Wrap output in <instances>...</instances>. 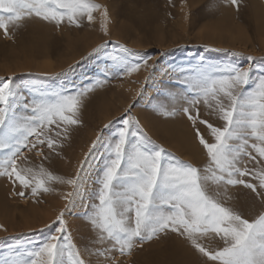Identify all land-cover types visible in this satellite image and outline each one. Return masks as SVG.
<instances>
[{
  "label": "snow or ice",
  "instance_id": "6c2138e0",
  "mask_svg": "<svg viewBox=\"0 0 264 264\" xmlns=\"http://www.w3.org/2000/svg\"><path fill=\"white\" fill-rule=\"evenodd\" d=\"M221 3L239 10V0H211L208 8ZM95 13L108 36L109 9L96 0H0V30L11 39L10 28L19 30L33 18L57 28H79L85 20L94 23ZM107 43L90 55L102 54ZM117 47L118 54L108 57L104 79L78 89L45 90L0 77V177L23 189L16 193L20 197L24 190L37 197L54 191V184L69 186L71 191L63 197L68 201L65 210L79 202L90 233L77 246L61 211L53 221L55 231L39 243L26 242L24 233L0 238L14 241L0 252V264H124L119 257L131 256L145 243L169 234L187 241L206 258L205 264H264V209L249 220L228 206L231 190L239 186L264 206V74L254 76L252 68L238 64L203 61L187 67L160 66L124 45ZM142 67L148 71L145 85L158 72L175 85L153 111L162 117L183 114L206 154V164L198 167L155 144L126 110L114 136L97 135L74 176L54 174L42 165L26 166L30 161L25 150L44 159L59 156L72 126L81 123L85 98L107 83L108 73L124 75ZM213 117L222 123L211 122ZM45 148L49 156H44ZM97 152L102 167L89 192L87 170ZM0 230L7 231L3 225ZM213 240L220 246L204 243Z\"/></svg>",
  "mask_w": 264,
  "mask_h": 264
},
{
  "label": "rangeland",
  "instance_id": "374dc122",
  "mask_svg": "<svg viewBox=\"0 0 264 264\" xmlns=\"http://www.w3.org/2000/svg\"><path fill=\"white\" fill-rule=\"evenodd\" d=\"M107 5L110 15L109 35L105 36L99 14L81 27L53 24L33 18L19 30L10 28L11 39L0 30V77H13L17 83H32L45 90L78 89L96 79H104V69L110 54H118L117 45H124L146 57L149 63L160 66H189L203 61L206 64H238L252 68L254 76L264 74V0H239V10L221 3L209 9L211 0H96ZM183 7V10H181ZM213 30L216 34L213 35ZM102 54L90 55L105 42ZM238 53L239 55H234ZM252 57V59H248ZM71 69L64 72V69ZM107 83L89 93L79 113L80 124L72 126L69 139L64 141L59 156L49 159L35 152L25 155L26 166L47 168L54 174L74 176L97 135L110 139L122 126L127 113L140 121L155 144L181 160L200 167L207 157L195 138L190 121L183 114L176 117L157 115L152 106L163 103V97L175 85L167 77H156L145 85L148 71L124 75L108 73ZM203 111V109H202ZM203 118L207 119L205 114ZM213 123H222L212 118ZM105 125H108L105 128ZM203 131V126L201 125ZM44 156L49 151L44 149ZM252 167L251 164L248 165ZM102 161L99 153L90 160L86 187L95 185ZM55 190L32 197L30 190L24 197L16 195L21 189L6 177H0V238L28 234L25 241L39 243L55 231L56 216L65 212L68 230L74 242L81 246L90 235L84 220V209L78 202L75 208L65 210L63 197L71 188L54 184ZM233 199L228 206L235 207L245 218L252 220L264 209L259 198L242 186L231 190ZM41 210L42 215L33 214ZM49 213H52L48 216ZM51 225V228L45 227ZM12 240L0 239V252L7 250ZM216 248L217 241H204ZM26 246H31L30 244ZM124 264H205L203 258L187 241L175 234L145 243L131 256L119 257Z\"/></svg>",
  "mask_w": 264,
  "mask_h": 264
},
{
  "label": "bare ground",
  "instance_id": "6f19581e",
  "mask_svg": "<svg viewBox=\"0 0 264 264\" xmlns=\"http://www.w3.org/2000/svg\"><path fill=\"white\" fill-rule=\"evenodd\" d=\"M212 33H213V35H215V34H216V30H213ZM263 39H264V38H263ZM33 214H38V215L40 214V215H42L43 212H42L41 210H40V211H39V210H34V213H33ZM51 214H52V213H49L48 216H50Z\"/></svg>",
  "mask_w": 264,
  "mask_h": 264
}]
</instances>
